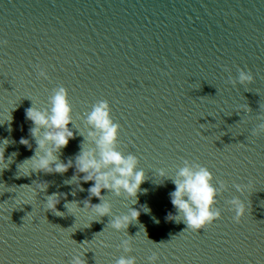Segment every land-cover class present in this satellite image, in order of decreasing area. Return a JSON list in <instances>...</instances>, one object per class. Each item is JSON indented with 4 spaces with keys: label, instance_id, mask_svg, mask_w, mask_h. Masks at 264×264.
<instances>
[{
    "label": "water",
    "instance_id": "obj_1",
    "mask_svg": "<svg viewBox=\"0 0 264 264\" xmlns=\"http://www.w3.org/2000/svg\"><path fill=\"white\" fill-rule=\"evenodd\" d=\"M0 40L8 41L0 46V146L11 141L8 167L0 164V264H69L84 253L87 264H114L121 255L149 264L153 251L158 264H264V135H252L264 111V0H0ZM36 65L51 78H39ZM239 69L255 81L226 83ZM59 85L69 89L79 129L69 125L77 135L61 160L79 153L88 132L83 116L107 99L122 126L121 149L147 171L136 204L102 190L113 216L141 210L127 232L83 208L94 181L71 180L75 167L28 175L31 166L22 164L36 148L26 109L33 102L48 107ZM245 103L250 115L241 110ZM182 158L208 166L217 186L229 182L218 197L222 218L199 232L167 219L175 185L157 170L174 176ZM249 181L244 194L233 187ZM43 182L46 191L38 187ZM53 193L62 194V216L47 209ZM235 196L248 204L239 224L227 203ZM72 201L81 208H66ZM128 235L130 254L118 247Z\"/></svg>",
    "mask_w": 264,
    "mask_h": 264
},
{
    "label": "clouds",
    "instance_id": "obj_2",
    "mask_svg": "<svg viewBox=\"0 0 264 264\" xmlns=\"http://www.w3.org/2000/svg\"><path fill=\"white\" fill-rule=\"evenodd\" d=\"M7 44V40H0V46ZM36 68L39 78H51L46 66L36 65ZM224 70L231 71L227 66H224ZM254 81L255 76L250 70L239 69L238 76H229L226 83L236 86L238 83L245 85L252 84ZM47 104L48 107L41 109L33 102L32 106L26 109V119L30 120L33 125L29 129L30 136L36 142L34 155L22 163L31 166L28 175L33 171L63 174L75 167L76 172L71 180L75 179L79 184L80 181H94V184L88 189L90 195L84 201L83 208L92 209L100 218L111 217L109 225L113 229L127 232L130 224L139 221L141 210L130 206L127 213L113 216L112 203L105 199L106 195L102 194V190L107 189L115 196L126 197L133 201L132 204H136L138 193L142 191L141 185L148 177L147 171L140 167L139 156L133 152L125 153L121 149L120 131L122 126L113 118L110 102L107 99L97 100L83 116L88 126L87 136H84V140L81 142L79 153L74 159L69 158L67 163L61 160L59 154L77 135V132L69 127V125L74 126L75 123L69 89L63 85L52 89ZM241 110L249 115L253 112L248 103L241 105ZM255 119L260 123L252 129V135L260 137L264 135V111L257 112ZM79 134L81 135L80 131ZM9 143L11 141L4 139L0 146V164L5 165L4 168L8 167L7 161L10 158L5 157V148ZM20 143L29 148L32 147L31 141L27 138H21ZM182 159L183 164L176 166L177 170L174 176H169L166 168L161 167L157 170L160 177L171 180L175 185V190L169 193L175 212L169 213L167 219L175 220L177 223L183 222L186 225L185 230L199 232L222 218V209L217 207L218 197L229 189V182L220 179L217 186V183L214 182L216 181L215 174L208 166L187 158ZM81 174L83 175L81 176ZM65 183L68 182L65 181ZM249 184L250 181L248 183L234 182L233 187L237 192L244 194ZM38 187L40 191H46L48 183H39ZM80 191H84L82 186ZM61 195L60 193L48 195L45 203L47 209L62 216L63 213L59 212L56 207L60 203ZM91 197H98L101 202L93 204ZM227 203L231 206L230 210L234 212L233 222L241 223L248 212L246 201L241 196H235ZM69 204L81 208L79 201L69 202L65 207L68 208ZM142 209L145 212L150 211L147 206H142ZM132 237L128 235V238L123 239L118 245L124 253L133 252ZM109 246L105 244V247ZM84 254L74 255L69 264H87ZM147 260L149 264H158L160 253L153 251ZM114 264H137V258L133 255H121L114 261Z\"/></svg>",
    "mask_w": 264,
    "mask_h": 264
}]
</instances>
